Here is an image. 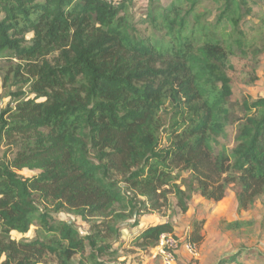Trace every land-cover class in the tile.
I'll list each match as a JSON object with an SVG mask.
<instances>
[{
	"label": "trees",
	"instance_id": "obj_1",
	"mask_svg": "<svg viewBox=\"0 0 264 264\" xmlns=\"http://www.w3.org/2000/svg\"><path fill=\"white\" fill-rule=\"evenodd\" d=\"M126 1L0 0V51L19 58L4 76L16 87L9 90L15 104L0 108V264H48V257L87 264L76 256L103 254L100 226L117 236L121 227L94 221L83 235L52 210L84 219L107 213L131 198L122 179L129 195L146 197L142 203L155 207L171 193L185 211L194 194L219 201L231 185L242 209L264 195V96L244 99L233 115L226 70L242 37L227 42L214 32L201 42L200 15L180 8L189 0L163 7L152 0L148 17L164 31L153 42ZM241 7L225 0L217 20L238 24ZM235 120L236 145L216 152L213 141ZM24 168L39 172L23 177L17 170ZM34 224L33 238H12ZM171 232L170 223L150 225L134 242L152 249ZM237 256L235 264H246Z\"/></svg>",
	"mask_w": 264,
	"mask_h": 264
},
{
	"label": "rangeland",
	"instance_id": "obj_2",
	"mask_svg": "<svg viewBox=\"0 0 264 264\" xmlns=\"http://www.w3.org/2000/svg\"><path fill=\"white\" fill-rule=\"evenodd\" d=\"M172 1L155 0L154 3L163 7ZM224 1L189 0L180 8L183 13L191 11L192 15H200L201 24L196 26L194 33L201 42L211 37L214 32L225 37L227 42L242 37V44H234L226 69L232 80L233 115L238 116L241 115L240 106L244 99L264 96V0H240L242 7L238 24L217 20ZM152 3V0L126 1L127 11L140 33L155 42L162 38L164 31L153 29L148 17ZM192 21L193 18L189 23ZM33 36L30 32L26 38L30 40ZM168 38L167 36L166 39ZM52 50L53 48L46 52ZM58 54V51L49 53L47 59L54 62ZM11 61L14 62L10 63ZM18 61L19 58L11 50L0 51V108L15 104L14 95L9 90L16 91V87L11 85L10 81L4 82V76L8 65ZM24 90L28 92L29 86L26 85ZM28 95L34 97L35 94ZM238 123L236 120L228 122L225 131L215 138L213 142L216 152H229L236 145ZM163 142L168 143L165 139ZM17 172L23 177H31L37 174L39 169L24 168ZM116 178L120 179L121 176L116 175ZM120 182L123 193L131 198H125L124 201L117 199L107 213L84 219L66 210H52L54 218L73 222L83 235L91 232L90 227L94 221L100 225L106 220L111 225L121 227L120 235L117 236L101 225L107 238L98 241L96 246H104L106 251L100 256L94 252L95 259L88 260V250L85 258L78 255L76 261L83 258L87 264H94L96 259L104 264H163L161 257L155 256V248H140L134 240L150 225L170 223L172 235L182 244L175 264H219L226 259L230 260L226 264H235L232 260L235 255H239L237 257L240 261L246 264H264V195L257 198L251 207L242 209L239 207L234 186L231 185L227 188L225 197L219 201L199 193L194 194L186 200L189 209L185 211L178 204L177 197L171 193L166 199L161 197L157 206L150 207L147 202L142 203L146 200L145 196L129 195L123 179ZM195 221L202 222L196 234L197 240L191 237L192 231L196 229ZM37 230L38 226L34 224L26 233L14 230L11 235L17 240L33 238ZM190 239L195 244V252L192 254L183 246ZM47 260L48 264H55L53 258L48 257Z\"/></svg>",
	"mask_w": 264,
	"mask_h": 264
},
{
	"label": "built area",
	"instance_id": "obj_3",
	"mask_svg": "<svg viewBox=\"0 0 264 264\" xmlns=\"http://www.w3.org/2000/svg\"><path fill=\"white\" fill-rule=\"evenodd\" d=\"M109 3L115 0H104ZM182 246L181 241L172 235V233H164L161 235L158 245L154 249L155 256H160L163 264H175L177 253ZM189 253L195 252V244L192 241L183 244Z\"/></svg>",
	"mask_w": 264,
	"mask_h": 264
}]
</instances>
